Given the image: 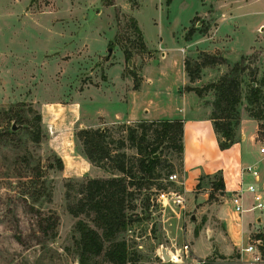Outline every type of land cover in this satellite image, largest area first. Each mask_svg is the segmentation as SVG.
Masks as SVG:
<instances>
[{
	"label": "rangeland",
	"instance_id": "1",
	"mask_svg": "<svg viewBox=\"0 0 264 264\" xmlns=\"http://www.w3.org/2000/svg\"><path fill=\"white\" fill-rule=\"evenodd\" d=\"M181 48L184 60L202 61V51L226 59L213 66L218 72L203 67L201 84L193 82L198 87L245 67L235 72L242 82L239 111L264 114V0H172L170 5L166 0H0V264H112L102 255L81 262L77 223L95 225L92 216L69 212L66 185L90 176L60 169V152L81 164L85 154L78 129L95 124L115 132L128 122L113 121L126 120L136 107L140 114L147 106L148 116L156 118L181 105ZM126 77L132 79L127 89ZM143 77L149 79L142 92L130 94ZM252 85L261 89L260 100L249 104ZM207 91L215 97V90ZM162 156V173L170 163L184 175L171 148L164 146ZM213 179L208 202L221 198L214 184L218 176ZM184 181L193 192L194 174ZM153 191L135 196V209L127 211L132 221L117 236L126 239L134 258L126 264H247L251 259L213 251L216 245L228 253L230 246L218 232L196 238L206 218L193 219L187 206L163 212ZM197 191L203 192L201 184ZM148 197H154L151 205ZM33 207L59 216L55 233L42 232ZM228 219L239 229L237 214ZM163 247L172 260L162 259Z\"/></svg>",
	"mask_w": 264,
	"mask_h": 264
},
{
	"label": "trees",
	"instance_id": "2",
	"mask_svg": "<svg viewBox=\"0 0 264 264\" xmlns=\"http://www.w3.org/2000/svg\"><path fill=\"white\" fill-rule=\"evenodd\" d=\"M172 0H166L170 5ZM138 28V27H137ZM193 29H189L185 38L190 40ZM202 61L185 59V70L191 82L201 75V69L226 63L225 57L202 51ZM192 63H195L192 66ZM245 67H235L233 73L223 75L218 83L203 87H186L202 96L207 90H215L211 118L218 134L221 149L230 147L235 138V130L240 124L239 104L242 100L240 75L236 71H244ZM137 87V84L135 85ZM261 89L252 85L249 104L260 100ZM264 120L262 111L252 114ZM118 133V135L115 134ZM111 128L82 127L76 136L82 144L85 156L97 167L111 173L108 177L88 178L86 180L67 182L66 198L69 212L78 217L92 216L94 227L81 219L77 223L80 232L79 247L82 263L93 256H103L112 264H126L134 260L126 239H118L119 233L125 231L132 221L128 209H135V196L143 189L154 193L166 188V178L176 169L169 163L167 172L162 173L163 148H171L182 161L184 153V121L181 119L140 120L135 124L122 123L117 131ZM121 132V133H120ZM133 150V152H129ZM59 168L64 167L59 158ZM161 168V169H160ZM220 189L224 184L214 183ZM154 193H151L153 195ZM151 205V197L147 198ZM38 216L40 229L45 234L55 233L59 224V216L54 212L46 215L32 208ZM198 231L196 232V234ZM260 246L264 255V236Z\"/></svg>",
	"mask_w": 264,
	"mask_h": 264
},
{
	"label": "crops",
	"instance_id": "3",
	"mask_svg": "<svg viewBox=\"0 0 264 264\" xmlns=\"http://www.w3.org/2000/svg\"><path fill=\"white\" fill-rule=\"evenodd\" d=\"M181 50L183 52L184 64V52L186 49L181 48ZM162 55L164 56V53ZM211 70L219 71L218 68L213 67L210 68V72H212ZM145 79L149 78L143 77L139 88H133L130 90V94L141 93L145 85ZM120 80L123 83L124 80L121 78ZM201 80L203 79H199L197 82L199 83L200 81L201 84ZM124 83L127 89V84L132 85V79L126 77ZM188 83L190 85H187ZM213 83H218V81H214ZM182 86L183 90L180 91L181 105L175 108L169 106L166 110L168 112L164 116L151 118L148 116L151 114L150 109L142 105L140 114H137L138 108L136 107L134 111L132 110L133 112L130 110L132 113L129 114L126 120L116 118L113 122L130 123L133 121L156 119L183 120L184 153L181 165L184 171V178L185 175L189 177L191 174H194L195 180L194 191L191 193L186 191V206L189 210H192L191 217L193 219L197 218L201 220L202 218H206L204 227L196 238L204 232H218L225 238V241L230 246V251L228 253L220 252L215 247L216 245L213 246V251H217L225 256H232L236 252L237 254H241V257H245L246 254L251 255V253H243L242 249L249 244H253L252 242L254 241L262 240L257 238V235L264 232V209L253 208L256 204L255 197L257 195L264 202V153L261 151V147L264 146V137L260 136V124L262 121L246 113H241L240 124L235 130L233 144L226 149H221L218 134L211 118L213 111L212 103L215 98L213 91H207L208 93L205 92V94L199 96L195 91L187 90L186 86H198L190 81L186 70ZM200 87L203 86L201 85ZM130 108L133 109V103H131ZM93 125H90V127ZM64 147L63 144L59 148L64 150ZM60 154L64 160V167L68 170L71 168L75 174L88 175L90 178L111 176V173L93 165L86 156L83 157L84 159L79 164L76 160L71 161L67 159L68 155L62 153V151ZM76 159L78 158L76 157ZM194 159H196V162H193ZM194 163L197 164L194 165ZM248 166L256 170L257 173L253 174L247 171L246 168ZM216 176H218L216 182L224 184V187L220 188L222 191L221 198L218 201L208 202L210 189L212 188L210 187V181H213V178ZM200 184L203 192L197 191V187ZM249 185H254L256 190L254 192L248 191L247 187ZM237 192L242 193L243 207L245 209L243 212L236 211L232 201L234 194ZM232 212L237 214V217L241 220L239 229L229 222L228 215ZM213 223H217V226H213ZM194 245L195 242L193 248ZM195 254L197 255L196 252ZM259 264H264V262Z\"/></svg>",
	"mask_w": 264,
	"mask_h": 264
},
{
	"label": "built area",
	"instance_id": "4",
	"mask_svg": "<svg viewBox=\"0 0 264 264\" xmlns=\"http://www.w3.org/2000/svg\"><path fill=\"white\" fill-rule=\"evenodd\" d=\"M261 151L264 153V146L261 147ZM246 170L252 172L253 174L257 173V171L253 170L250 166H248ZM165 183L167 184L166 188L159 189L155 192V194H153L155 195V199L157 200V202H159V204L161 205V210L163 212H176L177 209H181V211H183L186 208L187 204L184 175L182 176L180 171L172 172L166 178ZM247 189L251 192H254L256 190L254 185H249ZM255 200L256 204L253 206V208L264 209V202L261 200V197L257 195L255 197ZM232 201L235 205L236 211H245L243 207L242 193H235ZM151 202H154V197H151ZM262 244V240H257L256 243L249 244L242 249V252L251 253L252 255L249 261H245L247 264H258L263 261L264 255L261 248L259 247ZM206 262L207 260L201 261V263L203 264H205Z\"/></svg>",
	"mask_w": 264,
	"mask_h": 264
},
{
	"label": "water",
	"instance_id": "5",
	"mask_svg": "<svg viewBox=\"0 0 264 264\" xmlns=\"http://www.w3.org/2000/svg\"><path fill=\"white\" fill-rule=\"evenodd\" d=\"M129 62L131 63V60ZM13 129H17V126L13 125ZM161 257L164 261H170L171 260V256H170L167 248H165V247L162 248V256Z\"/></svg>",
	"mask_w": 264,
	"mask_h": 264
},
{
	"label": "bare ground",
	"instance_id": "6",
	"mask_svg": "<svg viewBox=\"0 0 264 264\" xmlns=\"http://www.w3.org/2000/svg\"><path fill=\"white\" fill-rule=\"evenodd\" d=\"M171 256H172V254H171ZM171 260H172V258H171Z\"/></svg>",
	"mask_w": 264,
	"mask_h": 264
}]
</instances>
